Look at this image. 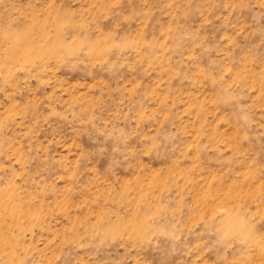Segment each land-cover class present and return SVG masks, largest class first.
Returning a JSON list of instances; mask_svg holds the SVG:
<instances>
[{
  "label": "rangeland",
  "instance_id": "rangeland-1",
  "mask_svg": "<svg viewBox=\"0 0 264 264\" xmlns=\"http://www.w3.org/2000/svg\"><path fill=\"white\" fill-rule=\"evenodd\" d=\"M0 264H264V0H0Z\"/></svg>",
  "mask_w": 264,
  "mask_h": 264
}]
</instances>
